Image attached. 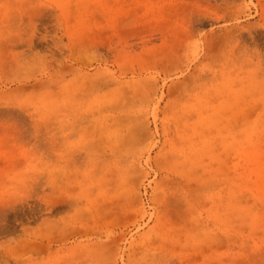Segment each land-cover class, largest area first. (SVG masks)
Returning <instances> with one entry per match:
<instances>
[{
    "label": "rangeland",
    "instance_id": "374dc122",
    "mask_svg": "<svg viewBox=\"0 0 264 264\" xmlns=\"http://www.w3.org/2000/svg\"><path fill=\"white\" fill-rule=\"evenodd\" d=\"M0 264H264V0H0Z\"/></svg>",
    "mask_w": 264,
    "mask_h": 264
},
{
    "label": "bare ground",
    "instance_id": "6f19581e",
    "mask_svg": "<svg viewBox=\"0 0 264 264\" xmlns=\"http://www.w3.org/2000/svg\"><path fill=\"white\" fill-rule=\"evenodd\" d=\"M36 55H37V53H36ZM36 55H35V58H37L36 57ZM55 79H56V76H53V78L52 79H50L49 81H55ZM48 81V80H47ZM99 86L98 85H93V88H98ZM79 120V119H78ZM105 144V143H104ZM57 145V144H56ZM107 145V144H106ZM109 147V146H108ZM110 148V147H109ZM110 151V150H109ZM110 152H112V151H110ZM109 152V153H110ZM59 198H60V196H59ZM58 198V200H59V206L58 207H60L59 209H61V208H68V206L69 205H71L72 203V201L71 200H68V199H66V198H64V197H62V198H60L61 199V201H60V199ZM58 209V208H57ZM58 209V210H59ZM83 213H85V210H84V212H81V214H83Z\"/></svg>",
    "mask_w": 264,
    "mask_h": 264
}]
</instances>
